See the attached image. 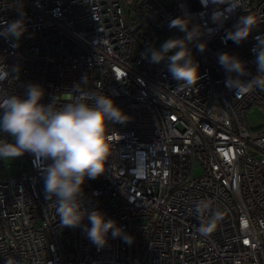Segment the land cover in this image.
<instances>
[{
  "label": "built area",
  "instance_id": "1",
  "mask_svg": "<svg viewBox=\"0 0 264 264\" xmlns=\"http://www.w3.org/2000/svg\"><path fill=\"white\" fill-rule=\"evenodd\" d=\"M196 2L0 0V27L21 18L27 24L19 47L0 37V64L19 67V78L5 85L10 94L37 83L45 89L41 102L59 105L61 92L87 75L86 90L102 91L131 117L110 124L107 171L83 187L86 208L134 237L129 245L109 232L97 248L83 231L86 218L79 228L61 227L44 193L50 161L25 153L15 170L0 160V264H264V124L249 129L246 122L249 109H264V90L236 97L217 59L228 52L256 74L253 49L264 32L240 45L227 32L247 13L264 22V0H243L223 27L212 21L211 5ZM178 16L200 25L207 43L203 52L189 46L202 78L182 90L166 61L142 57L164 34L184 35L168 26ZM0 140L11 142L4 134ZM202 199L212 208L197 218ZM216 211L215 230L201 234Z\"/></svg>",
  "mask_w": 264,
  "mask_h": 264
},
{
  "label": "clouds",
  "instance_id": "2",
  "mask_svg": "<svg viewBox=\"0 0 264 264\" xmlns=\"http://www.w3.org/2000/svg\"><path fill=\"white\" fill-rule=\"evenodd\" d=\"M201 4L205 8L212 6L211 19L220 27L239 9H244L243 0H201ZM257 25L255 15H241L227 32V38L240 45ZM168 26L184 35L171 37L158 48L148 47L142 57L151 64L166 61L167 70L179 89L196 86L202 78L200 65L194 60L189 46L196 43L198 51H205L207 43L201 39L204 32L186 16L170 20ZM26 32L27 24L23 18L4 22L0 27V37L16 47ZM253 51L257 69L254 76L239 57L228 52H221L217 57L226 73L225 87L236 97L253 89L264 90V42L260 41ZM246 76L251 78L242 79ZM18 78V66L9 68L0 64V134L11 138V142L0 140V160H14L30 153L38 160L50 161L44 168V193L46 199L56 204L60 226L79 228L86 218L90 226L83 225V231L97 248L108 244L109 232L112 238L132 244L134 237L115 220L106 218V214L98 209L84 206L83 187L86 179H97L107 171L113 148L112 137L107 134L110 124H123L131 117L102 91L86 90L87 75L74 83L70 91L61 92L64 103L59 105L53 98L50 103H42L45 89L37 83L26 84L22 94H10L5 85ZM211 208L209 200L197 201V218L204 217ZM221 218L219 211L212 213L207 223L200 224L198 231L203 235L212 234ZM7 264H13L11 258Z\"/></svg>",
  "mask_w": 264,
  "mask_h": 264
},
{
  "label": "rangeland",
  "instance_id": "3",
  "mask_svg": "<svg viewBox=\"0 0 264 264\" xmlns=\"http://www.w3.org/2000/svg\"><path fill=\"white\" fill-rule=\"evenodd\" d=\"M171 37H182V35L178 33H166L162 37H160L157 41L153 42L150 46H155L158 48L165 40ZM246 122L249 129H255L259 125L264 124V109L260 110L257 107H253L249 109L246 112ZM2 163L3 165L8 166V168H13V170H15L16 164L19 163V159L15 158L14 160H8V161L2 160ZM195 172L199 173L200 169L197 168Z\"/></svg>",
  "mask_w": 264,
  "mask_h": 264
},
{
  "label": "water",
  "instance_id": "4",
  "mask_svg": "<svg viewBox=\"0 0 264 264\" xmlns=\"http://www.w3.org/2000/svg\"><path fill=\"white\" fill-rule=\"evenodd\" d=\"M191 3L195 6L198 7V4L196 2V0H190ZM231 30V29H230ZM256 32H264V22H259L258 25L256 26V28H254V30L252 31V33L250 34L253 35ZM228 39V38H227ZM229 42H233L232 40L228 39Z\"/></svg>",
  "mask_w": 264,
  "mask_h": 264
},
{
  "label": "trees",
  "instance_id": "5",
  "mask_svg": "<svg viewBox=\"0 0 264 264\" xmlns=\"http://www.w3.org/2000/svg\"><path fill=\"white\" fill-rule=\"evenodd\" d=\"M137 6H136V3H135V5L132 7V10H134V11H136L137 12ZM126 11H127V9H125ZM129 14V13H128Z\"/></svg>",
  "mask_w": 264,
  "mask_h": 264
}]
</instances>
